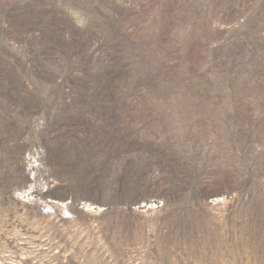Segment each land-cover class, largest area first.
I'll return each instance as SVG.
<instances>
[{
  "label": "rangeland",
  "instance_id": "374dc122",
  "mask_svg": "<svg viewBox=\"0 0 264 264\" xmlns=\"http://www.w3.org/2000/svg\"><path fill=\"white\" fill-rule=\"evenodd\" d=\"M0 264H264V0H0Z\"/></svg>",
  "mask_w": 264,
  "mask_h": 264
}]
</instances>
